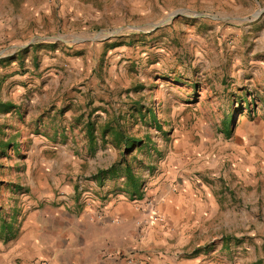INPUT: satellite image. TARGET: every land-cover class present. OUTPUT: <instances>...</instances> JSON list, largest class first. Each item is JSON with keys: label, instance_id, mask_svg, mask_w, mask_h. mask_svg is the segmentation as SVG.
<instances>
[{"label": "rangeland", "instance_id": "obj_1", "mask_svg": "<svg viewBox=\"0 0 264 264\" xmlns=\"http://www.w3.org/2000/svg\"><path fill=\"white\" fill-rule=\"evenodd\" d=\"M49 169L50 193L203 180L216 263L264 264V0H0V206Z\"/></svg>", "mask_w": 264, "mask_h": 264}, {"label": "crops", "instance_id": "obj_2", "mask_svg": "<svg viewBox=\"0 0 264 264\" xmlns=\"http://www.w3.org/2000/svg\"><path fill=\"white\" fill-rule=\"evenodd\" d=\"M51 174H40L46 193L1 194L0 264H126L127 252L145 264H217L215 247L227 243L230 202L221 197L228 193H213L203 180L161 175L155 193L140 196L50 193Z\"/></svg>", "mask_w": 264, "mask_h": 264}, {"label": "built area", "instance_id": "obj_3", "mask_svg": "<svg viewBox=\"0 0 264 264\" xmlns=\"http://www.w3.org/2000/svg\"><path fill=\"white\" fill-rule=\"evenodd\" d=\"M145 204L148 207V212L150 213L151 219L158 218L157 213L155 212L154 199H146ZM123 256L126 260V264H145L140 259H137L136 255L133 252L123 253ZM39 264H49L47 261H41Z\"/></svg>", "mask_w": 264, "mask_h": 264}, {"label": "trees", "instance_id": "obj_4", "mask_svg": "<svg viewBox=\"0 0 264 264\" xmlns=\"http://www.w3.org/2000/svg\"><path fill=\"white\" fill-rule=\"evenodd\" d=\"M99 173H100V171L98 172V174H99ZM135 194H137V196H140L141 193H135Z\"/></svg>", "mask_w": 264, "mask_h": 264}]
</instances>
